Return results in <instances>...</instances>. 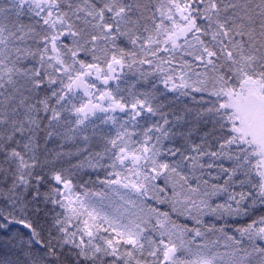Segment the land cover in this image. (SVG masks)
Instances as JSON below:
<instances>
[{"label":"snow or ice","instance_id":"obj_1","mask_svg":"<svg viewBox=\"0 0 264 264\" xmlns=\"http://www.w3.org/2000/svg\"><path fill=\"white\" fill-rule=\"evenodd\" d=\"M0 264H264V0H0Z\"/></svg>","mask_w":264,"mask_h":264}]
</instances>
